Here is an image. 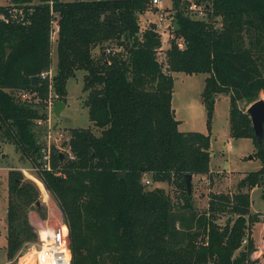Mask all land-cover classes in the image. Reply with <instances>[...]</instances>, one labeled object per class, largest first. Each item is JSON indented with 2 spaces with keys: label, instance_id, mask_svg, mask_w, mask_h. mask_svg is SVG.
<instances>
[{
  "label": "trees",
  "instance_id": "1",
  "mask_svg": "<svg viewBox=\"0 0 264 264\" xmlns=\"http://www.w3.org/2000/svg\"><path fill=\"white\" fill-rule=\"evenodd\" d=\"M13 1L0 4L4 137L40 166L35 122L46 118L49 92L66 101L65 81L77 69L85 71L84 104L98 128L70 127L68 156L51 146L52 169H36L62 211L70 264H254L259 216L250 191L264 181V123L258 143L239 101L251 103L264 91V0H209L203 17L190 14L189 0H171L175 27L164 67L156 56L160 33L153 26L139 31L138 14L149 0ZM54 30L56 61L48 78L40 73L50 65ZM109 41L113 48L105 52ZM95 45H101L97 56ZM174 71L206 73L200 98L207 126L217 95L227 93L230 135L251 137L261 158L236 190L209 191L203 210L186 193L184 176L210 174L209 133L177 128ZM23 91L38 100L21 97ZM144 174L179 188L176 205L162 188H146ZM7 180L5 264H15L23 243L37 237L27 208L35 207L38 191L17 169Z\"/></svg>",
  "mask_w": 264,
  "mask_h": 264
},
{
  "label": "rangeland",
  "instance_id": "2",
  "mask_svg": "<svg viewBox=\"0 0 264 264\" xmlns=\"http://www.w3.org/2000/svg\"><path fill=\"white\" fill-rule=\"evenodd\" d=\"M188 1V0H187ZM194 0H189V4ZM201 9L206 1L199 0ZM182 2V0H180ZM13 0H0L2 5H12ZM171 0H160L159 6H154L149 0L148 8L138 15L139 31L153 26L160 33V47L157 48V60L163 64V50L168 45V39L172 36V29L175 27L174 10ZM189 8V7H188ZM190 10V9H189ZM188 11L186 10V13ZM192 16L197 15L196 10L189 11ZM192 12V13H191ZM200 17L205 16L202 11ZM55 31L51 34V73L54 72L55 55ZM180 42V39H177ZM113 41L103 43V47L113 48ZM101 45L91 48L93 56H97ZM164 67V64L162 65ZM82 69L74 71L65 81L66 101L64 107L55 116L52 111L47 113L46 118L38 119L35 122L36 138L41 146H53L61 155L66 158L69 154L67 139L70 127H90L94 133H98V128L93 126L87 116V107L84 104L86 91L81 89L83 82ZM206 73L194 72L185 73L174 71L171 92V108L174 117L178 120L179 130H195L209 133V168L210 174H193L191 176L190 197L194 207L203 210L207 205V195L209 191L230 190L237 188L238 180L247 172L256 170L261 165V158L255 152L256 144L251 137H233L229 133V95L219 93L217 95L214 109H212L208 126L206 125L205 111L201 103L200 91L203 86V79ZM13 95H19L18 90H9ZM264 92H260L259 98H264ZM28 98L37 101L38 99L28 94ZM249 103L245 100L239 101V106L246 110ZM40 121V122H38ZM252 155V156H251ZM10 169L19 170L24 179L34 183L37 188L38 204L27 208V219L36 232L38 228L64 223L62 211L55 197L49 193L43 184H38L33 178H37L35 164L14 148L0 131V264L6 262L5 256V233H6V199H7V178ZM147 180V182L145 181ZM142 181L146 188L158 186L170 196L171 201L176 205L180 200L179 188L164 181H151L148 174H144ZM264 181L255 185L251 191V210L257 212L259 221L253 226L252 236L257 249L264 248ZM47 195V196H46ZM43 215V216H42ZM226 216L218 219L223 223ZM30 242L23 243L20 248L21 254L15 255V264H18V257L30 252ZM262 254V255H261ZM260 258L254 264H264V252L260 253ZM18 256V257H17ZM252 256V254H251ZM32 264V263H30Z\"/></svg>",
  "mask_w": 264,
  "mask_h": 264
},
{
  "label": "built area",
  "instance_id": "3",
  "mask_svg": "<svg viewBox=\"0 0 264 264\" xmlns=\"http://www.w3.org/2000/svg\"><path fill=\"white\" fill-rule=\"evenodd\" d=\"M150 1L152 2V4H154V6H159L160 0ZM188 7L190 11L196 10L197 15H194V17H200L198 15H201L202 11L204 10V7L202 10L199 4H196L195 2L190 3ZM178 45L181 46V43L178 42ZM109 51H111V48L106 47L105 52ZM40 75H46L48 78H50V76L52 75L51 69L48 68L46 71H42ZM48 86L50 87V84H48ZM28 94V92L23 91L21 92V97L28 98ZM55 100V94L49 92L48 97L45 100L47 113L51 112V108ZM40 152L41 163L40 166H35V168L51 170V146L48 143L45 146H41ZM36 177L37 178L33 179H35L38 184H42L41 179L38 176ZM145 181L147 182V180ZM36 235V240L30 242L31 245L29 246V251L33 256L32 264H70L71 253L68 246L66 224L60 223L52 226L38 228L36 230Z\"/></svg>",
  "mask_w": 264,
  "mask_h": 264
},
{
  "label": "water",
  "instance_id": "4",
  "mask_svg": "<svg viewBox=\"0 0 264 264\" xmlns=\"http://www.w3.org/2000/svg\"><path fill=\"white\" fill-rule=\"evenodd\" d=\"M31 84L37 83V76L31 75L29 77ZM65 102H63L61 99H56L53 103V106L51 108L52 113L55 116L59 115V111L64 107ZM246 112L249 114L254 130V134L256 136L257 142L260 143L262 134H263V123H264V98H258L251 103H249L248 107L246 108ZM60 157L61 152H59ZM252 156V155H251ZM184 183H185V189L186 193L190 194L191 192V174L186 173L184 176ZM36 204L39 203L38 200L35 201Z\"/></svg>",
  "mask_w": 264,
  "mask_h": 264
},
{
  "label": "bare ground",
  "instance_id": "5",
  "mask_svg": "<svg viewBox=\"0 0 264 264\" xmlns=\"http://www.w3.org/2000/svg\"><path fill=\"white\" fill-rule=\"evenodd\" d=\"M47 196V195H46ZM18 264H30L33 261V256L31 252H26L24 256L18 257Z\"/></svg>",
  "mask_w": 264,
  "mask_h": 264
},
{
  "label": "crops",
  "instance_id": "6",
  "mask_svg": "<svg viewBox=\"0 0 264 264\" xmlns=\"http://www.w3.org/2000/svg\"><path fill=\"white\" fill-rule=\"evenodd\" d=\"M64 1V0H63ZM142 13V12H141ZM140 16V13L138 14ZM165 48V47H164ZM174 72H172V75H173ZM174 78V77H173ZM264 92V91H263ZM264 94V93H263ZM210 170V168H209ZM263 253L264 252V248L262 247H259L258 249H256L253 253H252V257L253 258H260V256L262 255H259L260 253ZM3 264H5V261L3 262Z\"/></svg>",
  "mask_w": 264,
  "mask_h": 264
}]
</instances>
